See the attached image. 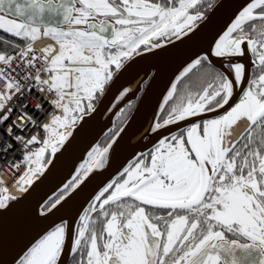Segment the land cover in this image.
<instances>
[{"label": "snow or ice", "instance_id": "1", "mask_svg": "<svg viewBox=\"0 0 264 264\" xmlns=\"http://www.w3.org/2000/svg\"><path fill=\"white\" fill-rule=\"evenodd\" d=\"M76 2L79 7L63 0H0V12L21 20L0 15V29L25 40H35L41 33L37 21H42L46 12H62L67 23L85 25L70 31L43 28L44 36L64 40L59 54L50 61L46 55H32L30 45L18 54L27 68L37 60L50 65L46 69L52 73L49 79L41 80L39 70L32 77L44 86L39 91L55 93L50 102L62 110L50 124L40 126L48 132L54 131L52 125L83 118L76 113L94 110L95 101L133 55L163 47L162 40L171 42L188 35L202 19L199 11H189L200 0H179L178 5L176 0ZM47 51L48 46L44 48ZM249 53L255 57L256 74L251 78L241 62ZM212 55L223 61L220 67L205 56L185 70L186 74L201 68L206 86L195 95H180L167 117L154 122L150 130L178 127L190 119L200 122L163 137L149 154V162L141 159L130 165L93 198L74 230L66 222L54 225L18 264H61L69 236L70 252L81 256L77 264H264V0H249L216 41ZM11 60L10 55L0 54L5 64ZM0 77L8 81L7 88L15 95L24 92L6 72H0ZM245 82L249 87L226 114L200 119L202 114L228 105L235 88ZM66 95L70 99L65 102ZM176 95L174 84L165 104ZM12 99V94L0 96V126L7 124L13 111H19L17 120L4 129L7 135L29 124L35 126L23 109L43 106L8 108L6 102ZM66 139L63 134L56 141L31 136L26 144L44 146L26 155L25 161L34 162L35 171L43 173L44 166L53 162L46 156L54 157L60 150L57 143L63 146ZM110 147L93 149L41 215H50L93 172L104 168ZM27 183L33 181L29 178ZM17 199L0 194V210Z\"/></svg>", "mask_w": 264, "mask_h": 264}, {"label": "water", "instance_id": "2", "mask_svg": "<svg viewBox=\"0 0 264 264\" xmlns=\"http://www.w3.org/2000/svg\"><path fill=\"white\" fill-rule=\"evenodd\" d=\"M63 2L76 5L75 0ZM248 3L249 0H217L202 19L195 23L194 31L188 35L173 38L171 42L161 41L163 47L133 55L125 61L122 70L116 74L95 103L94 110L81 114L83 118H78L64 134L67 139L63 146L57 143L60 150L54 157L49 156L48 160L53 162L44 166L43 173L38 172L34 175L31 178L33 183L28 184L20 194L14 195L9 191L1 193L18 199L10 202L7 209L0 210V264H18L33 244L56 224L66 222L74 230L80 217L93 203V198L124 169L157 147L163 137L170 133H178L198 121L190 119L187 122H180L178 127L172 125L158 132L150 130L154 122L157 120L162 122L160 117L167 105L165 98L172 86L175 84L177 87L182 78L194 69L185 74V70L194 61L206 56L208 61L217 67L223 64V61L212 55L215 43ZM0 15H4L6 19H13L2 12ZM15 20L21 22L20 19ZM37 25L41 28V33L37 34L39 37L43 36L45 26L63 30L68 23L64 21L62 12H46L43 20L37 21ZM170 56H172L170 61L163 62V57ZM253 60L254 57L249 53L241 61L249 70V78L253 73ZM248 85L245 82L237 86L228 105L215 112L202 114L200 119L226 112L240 98ZM125 91L127 95H124ZM131 102L135 103L131 113L101 148L111 145L105 167L93 172L90 178L50 215H41L45 205L59 196L65 184L75 176L80 165L89 159V153L96 149L113 129L121 109ZM141 131L144 133H140ZM71 245L72 236H69L65 241L61 264L70 263L73 256L69 250Z\"/></svg>", "mask_w": 264, "mask_h": 264}, {"label": "built area", "instance_id": "3", "mask_svg": "<svg viewBox=\"0 0 264 264\" xmlns=\"http://www.w3.org/2000/svg\"><path fill=\"white\" fill-rule=\"evenodd\" d=\"M26 48L27 46L21 48L17 52L11 53L10 56L12 60L8 64L0 61V72H6L8 76L18 81L24 88V92L18 96L15 95L14 90L10 91L7 88L8 81L0 77V96L5 94L13 95V99L6 102L8 108L20 109L21 104L35 105L37 103L43 106L39 109L30 107L23 109V111L28 112V114L32 116L35 121V126L29 124L27 127H24L23 130H19L18 128L11 135L5 134L4 129L11 125L13 121L17 120L19 111H13L11 113V119L7 124L0 126V186L5 185L6 187H8L11 181L19 178L23 174L27 165L25 156L41 146V143L26 144L27 139L31 136H37L38 139L42 141L44 134L43 128L40 126L43 125L44 119L54 112V107L50 102L54 93L39 91V89L44 86L32 79V77L37 74L38 70L41 80L49 79L51 73L46 70L48 66L43 61L37 60L32 68H27L18 58L19 52ZM31 54L37 57L44 56L35 49H33ZM23 123L24 122L21 121V124ZM14 136H20L22 139L15 140L13 139ZM8 145H11V148H8Z\"/></svg>", "mask_w": 264, "mask_h": 264}, {"label": "bare ground", "instance_id": "4", "mask_svg": "<svg viewBox=\"0 0 264 264\" xmlns=\"http://www.w3.org/2000/svg\"><path fill=\"white\" fill-rule=\"evenodd\" d=\"M178 5V4H177ZM64 42L63 38H54L51 35L48 36H39L37 37L35 40H31V42L28 44V46L30 45L32 49L38 50L42 55H46L48 60L50 61L54 56H56L57 54H59L60 51V44ZM48 46V51L45 53L44 52V48ZM161 50V49H160ZM172 58V56L170 57H163L162 60L163 62H167L170 61ZM47 64V63H46ZM48 67H50L49 64H47ZM68 67H75V66H79V65H67ZM85 66H92V65H85ZM74 75V74H73ZM55 95L52 96V99H54ZM70 97L69 96H65V102L67 100H69ZM53 106L55 107L54 112L46 119L45 124H50L51 122V118L57 115L61 114V109L57 108L54 104ZM70 113V112H69ZM69 126H70V121H64L63 122V126H60V124L57 125H52V128L54 129L53 132H48L44 130V140L45 139H52L53 141H56L58 139V135L60 134H66L69 130ZM140 133H144V131H141ZM138 133V135L140 134ZM121 137V136H120ZM119 137V138H120ZM44 145L42 144L41 147H43ZM32 151L31 153L36 152ZM30 153V154H31ZM34 157H33V161H34ZM35 166L36 164L32 161H29L28 164L26 165L23 175L16 180L11 181L8 184V191L11 194L17 195L20 194L23 190H25L28 186L27 180L32 177L36 171H35ZM51 167V166H50ZM49 167V168H50ZM49 170V169H48ZM47 170V171H48ZM46 171V173H47ZM45 173V174H46ZM45 174L42 176V178L45 176ZM41 178V179H42ZM40 179V180H41ZM36 184V183H35ZM23 189V190H22ZM30 190V189H29ZM28 192V191H27ZM26 192V193H27Z\"/></svg>", "mask_w": 264, "mask_h": 264}, {"label": "flooded vegetation", "instance_id": "5", "mask_svg": "<svg viewBox=\"0 0 264 264\" xmlns=\"http://www.w3.org/2000/svg\"><path fill=\"white\" fill-rule=\"evenodd\" d=\"M76 1V0H75ZM201 1V0H200ZM216 1V0H215ZM158 2V0H157ZM77 7H79L80 5L76 2V5ZM205 7H206V2H203L201 5L199 6H196L194 9H190V14H195L197 11H199L201 14H202V17L206 14L205 12ZM2 14H6V13H3ZM8 17H11L13 19H19V18H15L13 17L12 15L10 14H6ZM198 21V20H197ZM196 21V22H197ZM98 22V21H97ZM195 22V23H196ZM85 25H74V24H69L66 25L63 30L64 31H70V30H73L74 28H84ZM0 36H13L12 34L8 33L7 31H1L0 30ZM163 41V40H162ZM254 57V56H253ZM255 59V57H254ZM255 68L253 67V75L252 77L255 75ZM206 77L203 73V70L199 67L197 68H194L187 76H185L181 81L180 83L178 84V86L176 87V90H177V95L176 97H174L173 100H170L166 106V109L164 110V115L163 117H167V114H168V109L170 108V106L177 100L179 99V96L180 95H184L186 93H192L193 95H195L197 92H199L203 87L206 86ZM249 87V85L247 86V88ZM247 88L245 90H247ZM244 94V92H243ZM243 94L240 96V98L234 103V105L232 107L235 106V104L239 103L241 98L243 97ZM232 107H230L226 112L220 114V115H217V116H213V117H210V118H203V119H213V118H217L219 116H222L224 114H226ZM161 119V118H160ZM200 120L194 122V123H199ZM156 148V147H155ZM153 148L151 151H149L148 153H146L141 159H143L144 162H149L150 161V155L151 153L154 152V149ZM140 159V160H141ZM158 214H161L163 215L164 213H158ZM93 218H95L94 214H93ZM97 227H100V225H98ZM243 242V241H242ZM71 263V262H70Z\"/></svg>", "mask_w": 264, "mask_h": 264}, {"label": "trees", "instance_id": "6", "mask_svg": "<svg viewBox=\"0 0 264 264\" xmlns=\"http://www.w3.org/2000/svg\"><path fill=\"white\" fill-rule=\"evenodd\" d=\"M179 0H176V3H178ZM203 2H206L205 12L207 13L210 7L213 5L215 0H202L197 5H201ZM1 33V32H0ZM29 42V40H25L23 37H15V36H0V54H7L9 55L11 52L17 51L22 46L26 45ZM98 100V99H97ZM95 101V103L97 102ZM85 104L87 101L84 102ZM94 103V104H95ZM134 107V102L126 104L120 111L119 115L116 118V123L111 130V132L102 140V143H106L111 136L114 134L115 131L118 130V128L123 124V122L126 120V118L131 113L132 109ZM72 115V113H71ZM70 115V116H71ZM48 157V156H47ZM138 161V160H137ZM135 161V162H137ZM133 162L132 165L135 163ZM121 175V174H120ZM118 176V178L120 177ZM117 178V179H118ZM98 226V225H97ZM81 259V256L79 254H74L72 256V260L70 264H77V262Z\"/></svg>", "mask_w": 264, "mask_h": 264}, {"label": "rangeland", "instance_id": "7", "mask_svg": "<svg viewBox=\"0 0 264 264\" xmlns=\"http://www.w3.org/2000/svg\"><path fill=\"white\" fill-rule=\"evenodd\" d=\"M12 53V52H11ZM255 74H256V72H255ZM83 106V105H82ZM77 114H81V113H77ZM76 121V120H75ZM102 147V144H99L98 146H97V148H101Z\"/></svg>", "mask_w": 264, "mask_h": 264}]
</instances>
